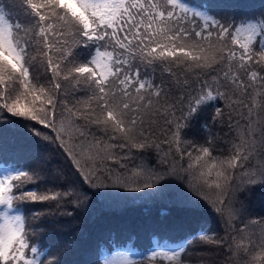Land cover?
<instances>
[{"label":"snow or ice","instance_id":"6c2138e0","mask_svg":"<svg viewBox=\"0 0 264 264\" xmlns=\"http://www.w3.org/2000/svg\"><path fill=\"white\" fill-rule=\"evenodd\" d=\"M11 6L15 18L0 5V129L23 138L10 151L0 138V264H62L32 242L28 206L90 207L89 191L110 188L138 194L122 196L129 201L171 194L177 210H210L224 236L203 226L153 232L141 251L135 234H110L85 264H187L197 239L226 247L228 264H264V217L241 201L264 186V11L235 0ZM37 142L55 145L73 185L39 190L42 171L28 165Z\"/></svg>","mask_w":264,"mask_h":264},{"label":"trees","instance_id":"16d2710c","mask_svg":"<svg viewBox=\"0 0 264 264\" xmlns=\"http://www.w3.org/2000/svg\"><path fill=\"white\" fill-rule=\"evenodd\" d=\"M212 2V0H209ZM235 2L248 5L249 13L264 11V0H235ZM193 6L205 3V0H190ZM12 0H0V5L9 11L13 18L17 16V10L11 6ZM213 109L209 108L201 114L200 120L193 128V134L200 136L202 130L200 124L205 122ZM37 128L42 126L37 125ZM48 131V130H44ZM218 129H213L215 133ZM0 138H3L9 151L14 147L13 141L19 143L22 140V132L19 129L6 127L0 129ZM28 165L42 171L39 182V190L43 192L48 188L55 191L58 188H67L73 185L76 177L63 163V157L56 151L55 145L37 142L31 146V156ZM29 185L28 187H34ZM88 191L87 186H84ZM96 191V190H91ZM89 191L90 207L85 206L74 209L68 204L56 211L55 204L51 207L47 203H36L28 206L29 223L37 226L36 233L31 236L33 243L50 247V257L56 258L62 264H85L92 258V253L97 244L106 250L107 244L103 241L112 235V239L120 240L126 234H135L136 244L141 251L148 250L151 245L149 236L153 232L165 233L169 230L196 232L201 226L209 233H217L218 238L224 236V230L216 216L210 210L190 211L177 210L169 204L171 194L162 199L153 201H129L122 198L123 195H138L126 193L123 189H100V193L109 195L91 196ZM117 193L121 195H117ZM81 200L83 196L79 197ZM241 201L247 208L251 217H264V186H255L249 193L241 195ZM52 211L54 216H42L37 220L31 219V213ZM73 212V215H61L60 212ZM166 211L168 215H161ZM71 245V247H69ZM115 247V244H113ZM226 247L203 243L195 240L189 247L183 259L187 264H228ZM47 264V260L45 261Z\"/></svg>","mask_w":264,"mask_h":264}]
</instances>
